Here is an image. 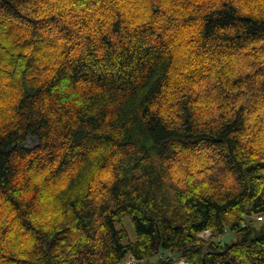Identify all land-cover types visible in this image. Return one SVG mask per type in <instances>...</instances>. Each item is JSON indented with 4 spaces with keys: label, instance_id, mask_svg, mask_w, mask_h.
Listing matches in <instances>:
<instances>
[{
    "label": "clouds",
    "instance_id": "1",
    "mask_svg": "<svg viewBox=\"0 0 264 264\" xmlns=\"http://www.w3.org/2000/svg\"><path fill=\"white\" fill-rule=\"evenodd\" d=\"M0 264H264V0H0Z\"/></svg>",
    "mask_w": 264,
    "mask_h": 264
}]
</instances>
